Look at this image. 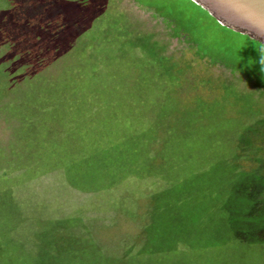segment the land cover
<instances>
[{
    "label": "trees",
    "instance_id": "trees-1",
    "mask_svg": "<svg viewBox=\"0 0 264 264\" xmlns=\"http://www.w3.org/2000/svg\"><path fill=\"white\" fill-rule=\"evenodd\" d=\"M18 1L19 3L17 0H10L11 5L4 10L0 9V72L6 75L9 89L14 90L20 84L27 85L29 81L24 80L28 78L36 77L32 81L42 80L44 73L52 65L72 56L76 51L73 49L76 44L81 42L85 47L88 45L87 40L84 41V38L88 39V35L84 33L96 28L91 34L103 36L98 25L104 24L108 26L104 34L111 37H105L99 44L102 46L105 42L111 45L107 49L110 50V62L116 61L121 65V74L133 80V88L138 93L135 111L138 129L132 143L110 147L89 146L87 154L84 155L88 157L85 164L83 163V173L80 163L73 162L64 166L57 157L60 146L52 145L47 151L48 154L41 158L42 165H48L47 170L38 171L39 177L52 173L62 174L66 188H72L73 193L80 199H89V205H83L82 215L78 211L61 216L57 213L50 231L38 227V240L44 242H41L40 259L44 258L42 264H63L65 259H69L70 264H81L84 260L87 264H116V260L104 258L107 253L104 246L95 244L97 237L91 227L103 221L100 217L104 212L96 211L92 207L95 205L93 200L102 194L112 195L121 188L118 185L122 182L125 185L128 179L142 188L147 186L149 180L159 179L155 175L159 164L154 162L153 167L152 159L160 153V145L164 143L167 146L164 151L166 153L168 148L180 141L181 136L187 139V133L171 127L165 128V120L162 118L166 117L164 111L160 114L161 119L154 123L157 127L151 131L148 127L152 122L140 110L146 107L148 92H151L153 98H162L165 92L171 96L176 95L181 82L186 80V70L179 67V63L169 53V40H161L152 33L138 31L136 24L133 31L137 30V33L133 35L132 29L129 30L132 22L128 17L124 15L112 18V10L107 8L110 0ZM132 1L161 18L170 31L169 38L185 44L198 59L207 60L212 66L239 72L249 82L259 76L254 72L256 69L253 67V59L259 58L257 49L263 45L222 26L193 1ZM106 16L111 17L113 24L99 21ZM113 31L119 34L114 35ZM93 51L94 48L86 58L95 59L105 50L95 52L96 54ZM85 68L86 70L79 69L82 79L78 74L74 75L71 87L61 91L63 96L69 98L64 106L67 112L77 102L81 103L83 100L79 97L91 88L89 93L95 94L97 91H112L118 86L111 79L109 84L99 89L101 83L97 77L104 73L101 63H90ZM43 80L48 89V80ZM254 82L256 87L264 90V83ZM41 101L44 102V95H41ZM143 103L144 106L141 107L140 104ZM160 104L163 106L164 101ZM44 107L42 104L36 111L44 112ZM26 119L27 123H32V120L30 122ZM21 120L20 127L24 124V120ZM42 127H47V122ZM71 149L73 147L69 145L63 146V151L69 152ZM20 152V146L14 145L6 155L7 159H0V167L8 164L6 169L1 168L0 188L10 193H18L24 182L30 180L23 178L18 171L15 158ZM52 156L57 160L49 161ZM233 157L217 167L193 175L178 187L167 189L164 184L163 189L155 193L144 191L146 199L142 212L146 218H152V222L138 225L143 237L137 240H127L130 233L120 237L117 244L121 258L124 261L130 259L129 262L121 264H149L151 257L169 255L194 247L199 250L228 244L263 247L264 118L244 129L237 140ZM88 175L92 178L85 177ZM103 176L110 178L109 182L95 186L96 181ZM151 201L152 209L147 207ZM177 237H183V242L178 244ZM89 257L93 260H87Z\"/></svg>",
    "mask_w": 264,
    "mask_h": 264
},
{
    "label": "rangeland",
    "instance_id": "rangeland-1",
    "mask_svg": "<svg viewBox=\"0 0 264 264\" xmlns=\"http://www.w3.org/2000/svg\"><path fill=\"white\" fill-rule=\"evenodd\" d=\"M9 1L0 0V9L4 10L6 6L11 5L12 2ZM17 2L19 3L18 0ZM107 8L112 10V18L124 15L128 17L132 22L129 30L133 31L136 24L138 31L152 33L161 40H169V53L174 56L179 67L186 70V80L181 82L176 95L171 96L165 92L162 98H153L151 92H148L146 107L140 110L152 122L148 127L151 131L157 127L154 123L161 119L160 114L164 111L166 117L162 118L165 120V128L171 127L187 133V139L181 136L179 142L166 150L167 156L164 152L167 146L164 143L160 145V153L152 159L153 167L154 162L159 164L155 174L159 179L149 180L144 188L128 179L125 185L123 182L118 185L121 188L113 192L114 195L102 194L93 200L95 205L92 207L96 211L104 212L100 217L104 222L91 227L97 237L95 244L104 246L107 251L104 258H112L116 260V264H121L129 262L130 259L124 261L121 258L117 244L121 240L120 237L130 233L131 236H128L127 240H137L143 237L139 226L144 222H152V218H146L142 212L146 199L144 191L155 193L162 190L164 184L167 189L178 187L193 175L232 160L237 140L244 129L264 118V90L256 87L254 82L262 84L264 78L259 71V65L255 63L258 58L253 59V67L256 69L255 74L259 76L251 82L239 72L212 66L207 60L198 59L185 44L169 38L170 31L161 18L132 0H110ZM110 18L106 16L99 21L113 24L114 21ZM98 26L103 36L92 35L96 28L84 33L88 35V39L84 38L88 45L85 47L81 42L76 44L73 48L76 51L72 56L65 57L66 59L52 65L44 73L43 78L48 80V89L44 86L47 83L43 82V78L32 81L36 77L25 79L24 82L29 81L27 85L20 84L14 90L9 89L6 75L0 72V159L6 160L10 149L14 145L20 146L21 152L15 158L19 166L17 168L23 178L30 179L24 184L22 182L23 187L19 188L18 193H10L0 188V264H42L44 258L40 259L42 240L39 241L37 237L38 227L50 231L57 213L61 216L78 211L82 215L84 206L89 205L88 197L80 199L73 193L72 188L64 186L66 181L62 174L52 173L39 177V169L47 170L48 165H42L41 158L48 154L50 146H60V154L57 157L64 166L73 162L80 163L83 173V165L88 157L84 155L87 154L89 146H120L134 141L138 129L135 111L139 96L133 88V80L121 74V65L116 61L110 62V50L107 49L111 45L105 42L101 43L102 46L99 44L105 37H111L104 34L108 26ZM136 31H133V35ZM113 33L119 34L117 31ZM93 48V54L100 53V50L105 51L95 59L86 58ZM98 62L102 64L104 71L97 77L101 83L99 89L109 84L111 79L117 82L118 86L112 91H97L95 94L89 93L91 88L89 92L81 94V103L77 102L71 111H65L64 106L69 98L63 96L61 91L71 87L74 75L80 74L79 69L86 70L88 64ZM79 78L82 79V75H79ZM41 95H44V102L41 101ZM162 101L163 106L160 104ZM42 104L45 105L46 111H36ZM140 106L143 107L144 103ZM26 118L32 120V123H27ZM21 119L24 120L22 127L19 125ZM45 122L47 127H42ZM64 145L73 149L69 152L63 151ZM52 160L57 159L52 156L49 161ZM7 166L8 164L0 167V172L1 168L6 169ZM85 177L92 178L89 175ZM109 179L103 176L96 181L95 186H102L109 182ZM11 195L14 197L11 198ZM149 206L150 209L153 208V201L147 205ZM182 238H176L178 244L183 242ZM87 260L92 261L93 258L89 257ZM148 263L264 264V246L228 244L205 250L194 247L169 255L151 257ZM63 264H70L69 259H65ZM81 264L87 262L84 260Z\"/></svg>",
    "mask_w": 264,
    "mask_h": 264
},
{
    "label": "water",
    "instance_id": "water-1",
    "mask_svg": "<svg viewBox=\"0 0 264 264\" xmlns=\"http://www.w3.org/2000/svg\"><path fill=\"white\" fill-rule=\"evenodd\" d=\"M228 29L246 35L264 46V0H191Z\"/></svg>",
    "mask_w": 264,
    "mask_h": 264
},
{
    "label": "clouds",
    "instance_id": "clouds-1",
    "mask_svg": "<svg viewBox=\"0 0 264 264\" xmlns=\"http://www.w3.org/2000/svg\"><path fill=\"white\" fill-rule=\"evenodd\" d=\"M262 27H264V24L258 22L257 30L260 31ZM257 50L259 53V58L257 61H255V63L259 65V71L262 75V78H264V46L259 47Z\"/></svg>",
    "mask_w": 264,
    "mask_h": 264
}]
</instances>
